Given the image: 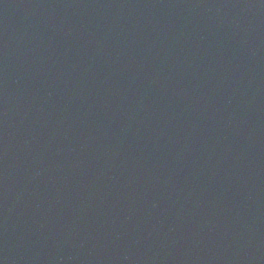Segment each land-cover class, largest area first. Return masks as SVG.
<instances>
[{
	"label": "water",
	"instance_id": "1",
	"mask_svg": "<svg viewBox=\"0 0 264 264\" xmlns=\"http://www.w3.org/2000/svg\"><path fill=\"white\" fill-rule=\"evenodd\" d=\"M0 264H264V0H0Z\"/></svg>",
	"mask_w": 264,
	"mask_h": 264
}]
</instances>
